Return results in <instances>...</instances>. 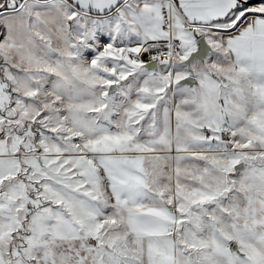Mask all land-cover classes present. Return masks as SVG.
Segmentation results:
<instances>
[{
	"label": "snow or ice",
	"instance_id": "snow-or-ice-1",
	"mask_svg": "<svg viewBox=\"0 0 264 264\" xmlns=\"http://www.w3.org/2000/svg\"><path fill=\"white\" fill-rule=\"evenodd\" d=\"M0 264H264V0H0Z\"/></svg>",
	"mask_w": 264,
	"mask_h": 264
}]
</instances>
